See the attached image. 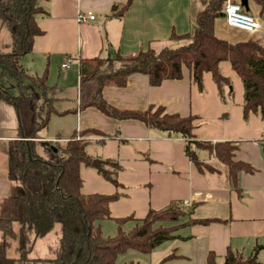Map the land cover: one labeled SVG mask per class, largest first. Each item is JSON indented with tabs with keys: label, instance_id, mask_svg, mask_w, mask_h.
Segmentation results:
<instances>
[{
	"label": "crops",
	"instance_id": "crops-1",
	"mask_svg": "<svg viewBox=\"0 0 264 264\" xmlns=\"http://www.w3.org/2000/svg\"><path fill=\"white\" fill-rule=\"evenodd\" d=\"M205 3L206 0H43L48 13L37 16L43 34L35 37L32 51L23 56L21 63L30 75H42L47 69L48 83L53 87L50 93L57 112L51 113L48 125L39 131L40 138L64 143L75 131L86 128L105 133V140L100 135L91 136L86 150L93 160L103 161V168L106 159L118 161L119 185L107 180L93 164L82 163L80 174L84 194L118 193L110 203L113 218L109 219L131 215L143 218L151 208L159 210L175 201L188 211L182 221L185 224L175 231L176 237L152 250H162L159 262L174 253L165 264H207L209 251H214L217 264H224L231 249L245 258L255 254L258 264H264V120L254 112L245 119L243 82L229 61L219 64L222 74L230 79L223 96L211 72L203 73L201 91L188 68H184L182 78L167 79L156 86L145 74H132L123 87H104L103 95L122 109L145 110L151 105H163L168 112L195 115L193 132L197 140L231 141L237 146L234 159L255 168L254 172H239L236 186L229 167L205 147L199 149V157L214 170H200L186 154L184 138L179 133L149 127L138 119L113 118L93 106L79 108L82 59L178 47L182 41L172 39L171 34L190 32L195 27L196 13ZM246 9L261 23L256 32L231 27L221 14L215 21L217 36L232 43L251 37L264 40V0H247ZM90 11L95 15L93 20H78L79 13ZM3 26L0 22V29ZM10 47L11 35L10 46L0 42V50L9 51ZM6 74L1 76L2 84L18 94V84L15 87ZM18 137L16 109L0 99V211L13 187L8 148ZM192 218L216 220L189 223ZM105 220L101 222L103 231Z\"/></svg>",
	"mask_w": 264,
	"mask_h": 264
},
{
	"label": "trees",
	"instance_id": "trees-1",
	"mask_svg": "<svg viewBox=\"0 0 264 264\" xmlns=\"http://www.w3.org/2000/svg\"><path fill=\"white\" fill-rule=\"evenodd\" d=\"M42 1L0 0V22L11 35V49L0 50V99L15 107L19 121V137L12 140L8 148L13 187L1 205L0 264H117L119 254L129 249L150 253L164 241L176 237L175 231L185 224L179 219L189 215L188 211L175 201L159 210L151 208L143 218L132 215L116 218V234L107 235L101 222L113 218L110 203L118 198V193L84 194L80 174V165H91L93 161L86 150L89 138L100 135L105 140V133L86 128L75 131L64 143L38 136L48 125L51 113L57 112L50 93L53 87L48 83L47 69L42 75H30L21 59L32 51L35 37L43 34L37 16L47 14L48 10ZM233 1L241 3V0ZM226 2L206 0L196 13L195 27L190 32L171 34L172 39L188 40L178 47L147 48L133 55L118 52L111 58L82 59L79 108L93 106L113 118L138 119L149 127L179 133L184 138L186 154L200 170H214L199 157V149L205 147L229 167L230 178L236 186L239 172H254L255 168L248 162L234 159L237 146L231 141L197 140L193 132L195 115L168 112L163 105H151L145 110L122 109L109 103L103 95L104 87H123L132 74H145L150 84L156 86L167 79L182 78L184 68H188L201 91L204 89L203 73L211 72L223 96L230 79L222 74L219 64L227 60L243 82L245 119L254 112L260 113L264 120V40L251 37L232 43L218 37L215 21L223 13ZM243 9L252 14L244 5ZM5 72L17 81L18 94L11 93L2 84L1 76ZM261 145L264 152V137ZM104 163V177L119 185L118 161L106 159ZM214 220L192 218L188 222ZM15 221L21 224L18 233L14 230ZM130 221L134 225L125 229ZM176 221V225L162 226L163 222ZM159 222L162 223L157 225ZM56 223H60L61 234L58 243L50 247L54 256L31 257L35 238L52 231ZM13 237L17 238L18 257L8 255ZM174 256V253L169 254L158 264H165ZM126 264L140 263L130 261ZM207 264H217L214 251H209ZM224 264L258 262L255 254L245 258L229 249Z\"/></svg>",
	"mask_w": 264,
	"mask_h": 264
},
{
	"label": "rangeland",
	"instance_id": "rangeland-1",
	"mask_svg": "<svg viewBox=\"0 0 264 264\" xmlns=\"http://www.w3.org/2000/svg\"><path fill=\"white\" fill-rule=\"evenodd\" d=\"M250 33H252V32H250ZM178 40L182 41V44H184L188 41L187 39H178ZM0 42H2V44H6L7 46H10V34H9V30L7 29L6 26L1 27V29H0ZM4 71H6V70H4ZM5 73H7V72H5ZM6 75H7V79L12 81V83H14V85L16 87L17 81L14 78H12L9 74H6ZM184 218H185V216L181 217L179 219V221L182 223ZM131 222L126 223L125 229H130L133 226V222L132 223ZM104 223H105V228H104L105 234H108V235L116 234L117 224H116L115 220L107 219V220H105ZM161 223L159 222V223H157V225L161 224ZM176 224H177V221L176 222H163L162 226H172V225H176ZM60 227H61L60 223H56V225L52 231L48 232L47 234H45L42 237H38L35 241V244L33 245L31 252H30V256L31 257H51V256H54L53 253L49 250V248L52 245H56L58 243L59 236L61 234L60 233ZM111 227H112V231H109ZM14 228H15V231H18V228H19V222L18 221L14 222ZM108 232H110V233H108ZM157 251H158V249H157ZM157 251H151L150 253H143V252H140L137 250L129 249V250L119 254L116 263L117 264H126L130 261H133V262H138L140 264H158L157 263V262H159L158 257H159L162 250H160L159 252H157ZM8 255L12 256V257H18L17 238L16 237H13L11 239V245L8 249Z\"/></svg>",
	"mask_w": 264,
	"mask_h": 264
},
{
	"label": "built area",
	"instance_id": "built-area-1",
	"mask_svg": "<svg viewBox=\"0 0 264 264\" xmlns=\"http://www.w3.org/2000/svg\"><path fill=\"white\" fill-rule=\"evenodd\" d=\"M223 13L227 23L231 27L252 33L256 32L260 28L261 23L258 18H256L253 14L246 12L240 2L227 0ZM94 18L95 15L91 11L88 13H79L78 15V20L81 22L93 20ZM64 66H69V64L65 63Z\"/></svg>",
	"mask_w": 264,
	"mask_h": 264
},
{
	"label": "water",
	"instance_id": "water-1",
	"mask_svg": "<svg viewBox=\"0 0 264 264\" xmlns=\"http://www.w3.org/2000/svg\"><path fill=\"white\" fill-rule=\"evenodd\" d=\"M241 1H242V4H243L244 6H247V0H241ZM222 14H224V13H222ZM102 163H103V161H102L101 159H98V158H96V159H94V160L92 161V164H93L95 167H97L98 170H100V171H104V168L102 167ZM190 211H192V209H190Z\"/></svg>",
	"mask_w": 264,
	"mask_h": 264
}]
</instances>
